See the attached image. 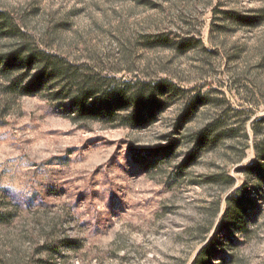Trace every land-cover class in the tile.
Segmentation results:
<instances>
[{
	"label": "rangeland",
	"instance_id": "obj_1",
	"mask_svg": "<svg viewBox=\"0 0 264 264\" xmlns=\"http://www.w3.org/2000/svg\"><path fill=\"white\" fill-rule=\"evenodd\" d=\"M46 55L64 61L21 94ZM83 76L164 85L165 109L79 115ZM263 119L264 0H0V264H193L208 243L210 264H264ZM235 189L252 201L224 230Z\"/></svg>",
	"mask_w": 264,
	"mask_h": 264
},
{
	"label": "trees",
	"instance_id": "obj_2",
	"mask_svg": "<svg viewBox=\"0 0 264 264\" xmlns=\"http://www.w3.org/2000/svg\"><path fill=\"white\" fill-rule=\"evenodd\" d=\"M44 54V53H42ZM47 57V58H45ZM41 56V59L37 60V63H43L41 66V71L33 79L31 82L21 84V94L30 95L39 89L43 79L46 77V71L50 67V63L53 64L54 67H59L61 62L64 61L59 58H55L58 60H51L50 55ZM29 65H31L34 60L33 58H28L26 60ZM53 61V62H52ZM10 63L7 66L10 67ZM67 73V72H66ZM81 78L79 83L75 85V93L76 96L71 97V104L77 109L79 115H90L94 118H111L114 115L115 111L122 106L124 100L129 99L130 102L128 104L132 107V111L129 116L124 120L122 125H126L132 128H139L142 125L143 119H155L156 113L162 112L165 107L159 106L158 104L161 101V98L157 95V91H162L161 93H165L168 88H164V85L159 86L156 89H151V84L138 82V87L133 88L129 93H110L107 96L103 97L104 90L95 86V84L90 85V79L85 80ZM136 85V84H135ZM104 99V100H103ZM197 103L192 102L191 108L187 110L190 112L192 109L196 108ZM160 107V108H159ZM264 120V119H263ZM213 130V124H209L205 130L201 132L199 135V145H197L194 151H198L200 147L205 145L206 143H210L213 141L211 137ZM256 132V129H255ZM255 155L258 162L255 165H251L246 170H249L253 176L257 179L258 183L255 184V188L258 190V193L262 196L264 194V146L255 149ZM232 180L231 186L235 185V180ZM239 189L233 190L232 193L226 198V208L225 213L221 217V225L220 228L224 230H228V225L225 226V222L228 217L231 215H236L237 217L241 216L245 213V203H251V198L249 196L246 199L241 198L240 200L235 201V195L237 194ZM236 207V211L232 212V209ZM227 238L230 236L227 234ZM218 252L217 248L213 247L211 243L206 244L196 256L193 264H210L211 258Z\"/></svg>",
	"mask_w": 264,
	"mask_h": 264
}]
</instances>
